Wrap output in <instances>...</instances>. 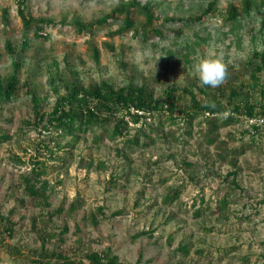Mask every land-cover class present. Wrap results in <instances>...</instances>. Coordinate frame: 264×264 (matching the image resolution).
<instances>
[{"label": "rangeland", "instance_id": "1", "mask_svg": "<svg viewBox=\"0 0 264 264\" xmlns=\"http://www.w3.org/2000/svg\"><path fill=\"white\" fill-rule=\"evenodd\" d=\"M140 1L151 2L156 14L170 19L159 25L160 35L147 40L132 28L112 35L121 24L115 19L96 24L91 37L86 31L77 33L72 21H93L112 11L119 0H0V76L12 70L5 37L17 49L23 38L28 40L21 52L28 59L16 72L18 89L0 104V132L8 134L0 139V264H38L37 252L51 248L85 262L87 251L98 250L116 255L124 264H264V142L259 135L252 141L243 133L245 121L218 125L216 139L208 144L203 116L192 119L189 127L163 114L159 135L147 129L153 140L142 136L140 145L126 146L103 130L94 143L88 128L77 132L73 145L66 146L70 136L58 138L61 147L53 155L43 147L36 152L41 139L56 148V136L50 134L49 139L40 131L22 82L32 84L42 99L40 111L49 113L57 96L48 79L50 70L84 85L103 79L116 87L145 84L156 96L176 83L189 86L199 99L204 96L198 92L193 67L202 58L222 57L237 82L250 79L247 59L253 50L264 49V0H250L249 11L241 12L235 23L226 19L227 7L234 4L240 10L244 0ZM210 2L213 9L204 19L188 21ZM20 4L35 18L57 23L34 36L33 28L22 27ZM31 60L36 66L29 65ZM258 84L264 85V69ZM64 89L60 84L59 95ZM188 98L184 95L181 104ZM130 126L132 134L140 125ZM234 149L241 150L230 154L236 159L241 188L219 210L217 202L228 187L224 175L231 168L227 155ZM224 154L225 160L219 156ZM15 156L23 163H16ZM35 160L43 163L36 184L46 182L44 200L29 197L22 185L21 176ZM169 189L178 192L172 202L164 200ZM195 208H201L199 214ZM1 216L9 218L11 234ZM179 244L187 245V253Z\"/></svg>", "mask_w": 264, "mask_h": 264}, {"label": "trees", "instance_id": "2", "mask_svg": "<svg viewBox=\"0 0 264 264\" xmlns=\"http://www.w3.org/2000/svg\"><path fill=\"white\" fill-rule=\"evenodd\" d=\"M250 5V0H244L239 10L236 5L230 4L226 10V19L233 23L237 22L241 12H248ZM212 9V3L210 2L207 9L198 14V16H191L188 21L196 19L201 21ZM17 12L22 20L21 23L24 30L33 28V35L36 37L41 36V31L46 29L47 26L57 23L49 18H35L22 4L17 8ZM136 15L141 17L137 18ZM2 18V25L6 27L5 31L7 32V14L5 12ZM110 19L119 20L121 23L117 30L111 33L112 35L132 28L139 32L145 40L151 35H160L161 28L159 25L163 24L164 21L170 20L156 14L151 2L142 3L140 0H119L112 11L93 21L82 22L74 20L71 23L75 25L77 33L86 31L88 36L91 37L94 35V26L96 24L108 22ZM19 43L20 48L17 49L7 36L4 39L5 50L11 58L12 70L9 74L0 76V104L10 100L16 93L19 84L16 72L28 59L21 54L28 44L27 38H23ZM91 51L94 59L98 60L99 50L97 47L93 45ZM34 64V60L29 62V65ZM247 66L249 67L250 78L247 82H237L238 79L233 73V68L228 66L224 79L227 85L224 84V81L216 87L200 84L197 88L198 92L204 96L202 99H199L189 86L176 83L166 85L162 89L161 94L156 96L145 84L136 85L128 82L116 87L113 83L103 79L84 85L76 80H65L61 76L53 74L52 70H50L48 79L57 96L49 113L40 111L41 97L30 82L27 80L23 81L22 85L29 96L33 115L36 119V124L40 125V131L48 133L49 139H53L50 134H55L56 136L53 139L54 142H57L56 148H48L44 139H41L35 145L36 152L38 150L39 154V149L43 147L48 150L49 155H53L61 147L58 144V138L70 136L66 146L68 144L73 145L79 137L77 132H85L88 128L93 132L92 140L94 143L100 140L103 136V131H106L105 134L109 139H119L124 145L129 147L140 145L143 143L141 140L142 136L150 138L146 132L147 129H149V132L159 135V131L163 127L161 120L163 114L165 118L170 119L172 122L179 118L187 123L189 127L192 119L198 115L203 116L202 119L206 125L204 129L205 141L208 144H212L214 139H216L213 133L218 125L236 121L241 122L250 117L264 115V85L258 84V75L264 69V49L253 50L251 56L247 59ZM60 84L65 88L61 95H59L58 90ZM255 90H258L259 93L255 94ZM184 95H188L189 98L187 102L181 104V99ZM138 123L140 125L138 129L132 134L129 133L130 124ZM35 127L37 128V126ZM242 131L250 135L252 141H255L253 139L254 135H259L261 142H264V131L261 128L255 127L253 133L248 128ZM185 133L189 134V129ZM6 138H8V134L0 132V139ZM150 140L153 139L150 138ZM231 153H241V150L237 151L234 149L228 152L226 163L231 168L224 175V181L228 187L217 202L219 210L225 209L232 201L230 199L231 193L235 189L241 188L236 179V159L234 156H230ZM219 156L225 160V154ZM15 162L23 163L17 156H15ZM182 163L186 167H191L192 165L187 161H182ZM89 165H91V159L86 163V166ZM41 166L43 167L42 162L33 161L30 171L22 175L21 179L23 188L29 197L44 200L47 199V194H45L46 182L42 181L39 186L36 184L43 172V169L39 170ZM177 195L176 189L171 192L169 189L165 194L164 200L172 202ZM73 208L74 204L72 203L70 210H73ZM193 211L195 214H199L201 208H195ZM1 218L4 221L3 224L7 233L11 234L12 227L11 224H8L9 218L3 216ZM91 220L96 224L94 214H91ZM178 248L182 253H187V245L179 244ZM41 253L37 252L38 258L34 262L38 264H124L118 260L116 255L98 250L87 251L84 256L86 262L82 258L74 257L56 248L48 249V253Z\"/></svg>", "mask_w": 264, "mask_h": 264}, {"label": "clouds", "instance_id": "3", "mask_svg": "<svg viewBox=\"0 0 264 264\" xmlns=\"http://www.w3.org/2000/svg\"><path fill=\"white\" fill-rule=\"evenodd\" d=\"M193 73L201 85L216 87L224 81L227 66L222 57H205L195 63Z\"/></svg>", "mask_w": 264, "mask_h": 264}, {"label": "built area", "instance_id": "4", "mask_svg": "<svg viewBox=\"0 0 264 264\" xmlns=\"http://www.w3.org/2000/svg\"><path fill=\"white\" fill-rule=\"evenodd\" d=\"M246 122V126L247 128L249 129V131L251 133L254 132V129L255 127H259L262 129V131H264V115H259V116H255V117H250V118H247L245 120ZM26 151L30 154V153H33L34 152L31 150V148H26Z\"/></svg>", "mask_w": 264, "mask_h": 264}]
</instances>
